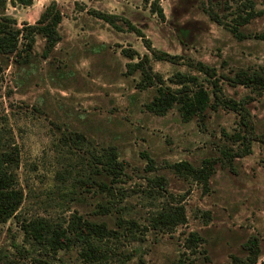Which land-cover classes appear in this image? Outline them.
Returning <instances> with one entry per match:
<instances>
[{"label": "rangeland", "instance_id": "374dc122", "mask_svg": "<svg viewBox=\"0 0 264 264\" xmlns=\"http://www.w3.org/2000/svg\"><path fill=\"white\" fill-rule=\"evenodd\" d=\"M49 1L6 0L4 12L19 25L33 22ZM55 1L62 11L61 37L47 55L41 53L44 37L39 33L27 60L0 53V130L5 135L10 131L19 147L16 172L24 192L16 214L0 220V248L14 251V243L24 242L19 221L34 214L77 211L115 227V212L100 213L95 207L104 193L58 173L66 161L82 170L92 148L111 144L124 160L125 174L117 185L125 193L130 215L141 219L165 200L182 203L186 214V220L170 230L148 228L141 240H122L121 246L130 253L127 264H233V255L246 253L243 243L250 235L258 239L256 264H264V142L252 139L250 152L235 156L229 166L217 161L207 185L175 172L172 161L199 164L204 157L218 156L221 144L229 143L222 128H237L238 113L219 106L210 109L201 124L195 117L182 119L176 106L162 114L145 109L143 103L154 87L138 88L139 72L127 70L129 58L121 51L122 47L148 51L142 36L90 12L96 8L123 15L155 47L185 55L177 62L151 58L153 69L167 82L175 70L196 72L186 56L214 65L224 95L244 103L255 132L261 133L264 88L232 85L225 75L235 69L264 74V39L237 38L207 11L214 9L229 22L236 3L158 0L164 12L160 18L143 0ZM254 2L256 8L264 6V0ZM241 28L263 30L264 12ZM70 130L82 133L83 140L67 147L62 136ZM155 175L166 180V190L159 195L149 192ZM190 231L202 238L189 240ZM58 255L65 264H86L74 247Z\"/></svg>", "mask_w": 264, "mask_h": 264}, {"label": "trees", "instance_id": "16d2710c", "mask_svg": "<svg viewBox=\"0 0 264 264\" xmlns=\"http://www.w3.org/2000/svg\"><path fill=\"white\" fill-rule=\"evenodd\" d=\"M29 3L31 0H18ZM160 18L164 12L158 0H143ZM236 4L230 9V21L226 22L214 10L207 9L208 14L218 22L228 26L237 38L253 36L264 39V29L255 31L242 30L241 26L255 15L264 12V6L255 7L254 0H232ZM6 0H0V53H12L18 61L30 57L36 33L44 37L41 53L47 55L60 39L59 23L62 11L55 0L49 1L39 12L33 22L24 21L17 24L15 17L4 12ZM90 12L104 19L115 27L127 28L141 35L148 51L140 53L132 47H122V53L129 59L126 61L129 72L138 70V88L154 87L153 95L143 105L145 109L155 113H165L170 107L176 106L182 119L196 118L204 123L210 109L219 106L231 108L238 113L237 125L233 131L222 128V134L229 143H222L218 156L204 157L199 164H193L187 159L172 161V169L184 176L207 185L215 163L221 162L229 166L233 158L250 152L252 139L264 142V131L256 133L249 110L241 100L224 95L220 77L216 68L201 59L188 57V64L196 72L175 70L168 76L169 82L160 72L153 69L151 58H164L177 62L181 53H170L151 44L140 27L127 17L118 13L90 8ZM2 67L0 65V71ZM224 76V75H223ZM232 85L237 83L257 89L264 88V74L257 70L235 69L232 74L225 75ZM2 134H4L2 136ZM62 139L67 147L70 143H81L83 134L70 130L63 134ZM19 163V147L10 131L7 135L0 130V220L4 221L16 214L24 197L22 186L17 177L16 167ZM148 169L152 166V157L148 158ZM82 170L77 171L74 164L66 161L58 173L68 175L72 183L86 184L88 190L101 191L104 198L96 201L95 207L100 213L115 212L116 226L111 227L105 219H92L77 211L67 215L51 216L34 214L22 217L19 221L23 231V240L14 243V251L0 248V264H65L58 255L60 250L72 247L76 249L79 259L86 264H127L129 251L124 249L122 240H141L148 228L170 230L176 224L186 220L185 208L182 203L165 200L149 210L141 219L128 213L125 193L117 182L122 180L124 160L118 157L114 145H102L92 148L82 164ZM65 175V176H66ZM62 176V175H61ZM154 195H159L161 189L166 190V180L162 175L151 177ZM151 187V188H152ZM152 194V193H151ZM189 240L196 241L202 237L195 231H190ZM246 253L233 255V264H256L259 244L255 235H250L243 243ZM58 260V261H57ZM225 264V263H224Z\"/></svg>", "mask_w": 264, "mask_h": 264}]
</instances>
